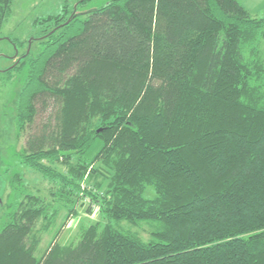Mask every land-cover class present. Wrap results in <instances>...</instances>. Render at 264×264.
<instances>
[{"label":"trees","instance_id":"obj_1","mask_svg":"<svg viewBox=\"0 0 264 264\" xmlns=\"http://www.w3.org/2000/svg\"><path fill=\"white\" fill-rule=\"evenodd\" d=\"M12 3L0 0V31ZM71 15L43 18L40 49L7 68L23 73L21 163L55 188L48 200L9 174L0 264H264V16L240 0ZM81 198L102 220L70 241L57 229L42 251ZM122 222H147L149 238Z\"/></svg>","mask_w":264,"mask_h":264},{"label":"rangeland","instance_id":"obj_2","mask_svg":"<svg viewBox=\"0 0 264 264\" xmlns=\"http://www.w3.org/2000/svg\"><path fill=\"white\" fill-rule=\"evenodd\" d=\"M111 0H13L12 10L4 22L0 31V222L3 223L5 210L2 209L3 202L7 200L11 191L9 185L12 171L22 170L25 174V188L34 191L46 199L51 200V191L54 184L45 178L40 172L25 167L21 163L20 153L25 147L29 137L30 129L19 130L16 124V101L21 88L23 73L13 72L12 79L7 78V68L13 67L26 58V53L35 54L41 47V37L54 27L50 23H41V20L49 15L58 14L63 11L65 5L72 15L86 16L91 10L107 4ZM242 4L255 16H264V0H240ZM71 15V16H72ZM70 16V17H71ZM22 41V45H17ZM264 54V38L261 41ZM24 55V56H23ZM50 112H41L34 126L37 127L49 119ZM62 167V166H61ZM62 169H65L63 166ZM153 190L149 189L148 196H152ZM16 199L18 195H15ZM14 200V199H13ZM88 199H79L77 213L68 215L67 210L61 209L60 215L51 233H45L41 247L45 249L53 234L59 229L57 239L70 241L77 237L82 224L102 220L100 206L94 205L93 212H88ZM123 227L138 230L144 239L149 238L148 223L143 222V227L132 225L128 222L121 223Z\"/></svg>","mask_w":264,"mask_h":264}]
</instances>
